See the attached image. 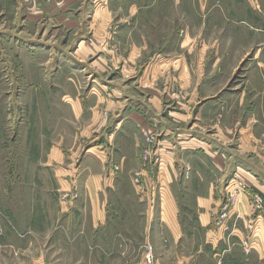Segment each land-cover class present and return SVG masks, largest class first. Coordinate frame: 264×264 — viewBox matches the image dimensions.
<instances>
[{
  "label": "rangeland",
  "instance_id": "374dc122",
  "mask_svg": "<svg viewBox=\"0 0 264 264\" xmlns=\"http://www.w3.org/2000/svg\"><path fill=\"white\" fill-rule=\"evenodd\" d=\"M25 1L0 0V264L196 258L174 242L166 251L156 221L166 184L183 221L212 184L217 226L238 195L261 213L264 189L248 179L264 181V0H78L75 29L50 9L59 0L25 22ZM23 46L42 47L28 67ZM60 61L94 94L83 121L97 125L74 150V174L73 122L57 124L53 107L67 90L53 88ZM62 137L63 152L53 146ZM116 140L138 142L135 163L116 162ZM255 223L242 240L251 249Z\"/></svg>",
  "mask_w": 264,
  "mask_h": 264
},
{
  "label": "crops",
  "instance_id": "0c3cea01",
  "mask_svg": "<svg viewBox=\"0 0 264 264\" xmlns=\"http://www.w3.org/2000/svg\"><path fill=\"white\" fill-rule=\"evenodd\" d=\"M77 1L78 0H59L56 3L53 2L50 8L51 10H58V14H55V17L60 23L69 26V29H75L80 26L79 17H73V7ZM26 4L28 12L22 17L25 22L29 23L31 20L38 21L45 15V13L49 14L47 7L48 4H45L42 0H33L32 5H30L29 1H25V5ZM30 6L32 7L29 9ZM135 28L133 30H129L130 36L136 32L134 31ZM40 49H42L40 46L33 47V49L29 46H23L21 48V57L26 63L24 64L25 66L27 65L28 67L29 63L32 64L31 53H38ZM60 62L61 63H58L59 76L54 79L53 88L63 85L67 90L65 94L55 96V102H58L59 106L55 103V106L53 107L59 111L56 115L57 119L59 118L57 124H64L68 126L69 122H73V130L69 132L73 133L74 174L76 171L75 165H77V161L74 159V156L76 155L74 150L79 147V143L81 146V138L92 132L94 126L97 125L94 124L92 120H90V123H84L83 121V119L87 118L88 111L90 112L91 117H94L92 112H94L95 108L90 105V99L94 94H88L86 92V78H83L81 75L76 73L77 71L75 70L74 65V72L71 74L72 72L67 70V68H70L66 67L68 64L66 62ZM37 68L40 69L41 66ZM87 69L90 72H93L91 66ZM101 79H104V75L101 76ZM55 90H57V88ZM109 101L110 100H108V102ZM63 104L66 105L64 106ZM64 130H68V127H65ZM60 131L62 132L63 130L60 129ZM58 132L59 131L56 130V133ZM66 132L68 131H65V133ZM137 140L139 141V139ZM30 142L31 140H29V143ZM55 145L56 148L61 150V152H63L62 150L64 149V146H67V144L63 141V137L59 139L58 142H54L53 146ZM30 146L33 147V144L31 143ZM112 147L116 153L114 159L117 160V163L125 166L127 159H132L135 163L134 157H137L139 150L138 142L134 143L131 147L126 148L124 145L118 144V140H116L113 142ZM127 151L129 154H127ZM104 152L105 151H103V154ZM85 158L86 162H88L89 157L86 156ZM60 162L62 161H59V163ZM215 164L220 170H226V164L223 160H215ZM258 179H255V182L252 177L248 179V182L250 184L257 185L259 189L262 190L264 189V181L260 178ZM260 180L263 182L261 183ZM91 193H96V191L91 190ZM162 196L163 206H161L159 212L160 217L156 221L158 226H160L161 234H166V237L163 239L165 240V246L167 247L166 251H168V247H173L174 242L178 246L188 248L190 254L196 253V258H191V260H182V262H178L177 264H264V214L262 212H258L257 216L256 213L252 212L246 196H237V200L231 210L230 217L227 218L221 226H217L215 223V214L220 210V197H222L220 191H215V184H212V186L210 185L209 189L205 193L203 192L197 194L198 205L195 207L197 212L189 216L185 221H183L179 215L180 208L177 204H175V200L173 198L174 195L168 191L167 184L165 185V188H162ZM97 205L101 206L98 202L96 203V206ZM92 207L95 206L92 204ZM94 213L95 214H92V217L95 221L102 219V212L95 210ZM255 216L257 217L256 220ZM250 221H256L254 229L255 247L247 253L244 250L242 240L246 237L247 233H249L247 226ZM154 227L155 226H152L150 229L152 230ZM156 264L170 263L164 262L161 258L159 259V257H157Z\"/></svg>",
  "mask_w": 264,
  "mask_h": 264
},
{
  "label": "built area",
  "instance_id": "2783aa9c",
  "mask_svg": "<svg viewBox=\"0 0 264 264\" xmlns=\"http://www.w3.org/2000/svg\"><path fill=\"white\" fill-rule=\"evenodd\" d=\"M254 200H255V203H256V206L254 208V210H259L261 211L263 214H264V203L262 202L263 201V197L259 194H255L254 195ZM243 246L245 247V250L247 253H249L251 251V242L249 241H244L243 242ZM151 254L148 255V259L149 261H151Z\"/></svg>",
  "mask_w": 264,
  "mask_h": 264
}]
</instances>
